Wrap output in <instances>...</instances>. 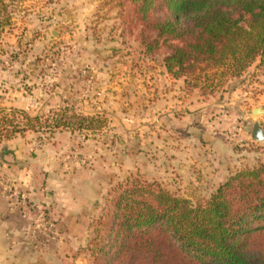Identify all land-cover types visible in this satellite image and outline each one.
I'll return each instance as SVG.
<instances>
[{
  "label": "trees",
  "instance_id": "16d2710c",
  "mask_svg": "<svg viewBox=\"0 0 264 264\" xmlns=\"http://www.w3.org/2000/svg\"><path fill=\"white\" fill-rule=\"evenodd\" d=\"M131 1L146 52L164 46L168 73L186 85L211 93L258 62L264 68V0ZM15 4L0 0V43ZM107 122L74 110L32 117L0 108V144L28 132L97 134ZM107 205L95 249L111 264H264V164L231 174L196 202L127 178Z\"/></svg>",
  "mask_w": 264,
  "mask_h": 264
},
{
  "label": "rangeland",
  "instance_id": "374dc122",
  "mask_svg": "<svg viewBox=\"0 0 264 264\" xmlns=\"http://www.w3.org/2000/svg\"><path fill=\"white\" fill-rule=\"evenodd\" d=\"M67 1L66 7L72 6L75 10L80 6L77 0ZM91 1L87 0L84 5H91ZM65 3V0H16L13 25L5 31L0 43V108L23 110L32 117L55 110H74L85 115L76 107L58 108L59 100L49 91L58 85L64 68L75 67L80 74L88 70L89 56L96 51L94 46L100 47L105 53L111 51L101 41L103 34L98 33L101 30L96 23L101 19H118L125 23L123 33L127 38L126 41L122 40L121 46L128 57V71L141 73L144 88L155 85L157 75L165 65L167 51L161 46L155 52H146L140 39L142 26L130 23L134 9L131 0H105L103 5L111 12L108 19L100 14L96 18L90 15L83 19L82 25L76 26L74 22L66 26L59 20L66 14ZM80 26L82 29L79 34L77 30ZM113 27L108 34L116 30V26ZM88 29L93 30L91 36ZM63 35H69V40H62ZM151 36L155 37L154 34ZM77 38L86 41L79 46L75 41ZM103 56L104 61H108L106 54ZM179 79L182 81L178 80L175 84L177 116L171 118L164 115L162 121L158 122L153 116V105L149 104L148 111L152 114L146 113L147 116H143L145 121L132 122L126 129L113 127L109 116L97 114L108 121L102 132L92 134L76 131L81 144L84 140L97 139L98 143H103L102 147L107 145L105 147L108 149H118L115 154L107 155L105 160L107 169H111L109 174L106 173L110 177L105 178V195L100 201L98 217L91 223V232L85 245V254L91 264H111L109 259H98L100 257L95 249L97 230L103 229L99 223L107 209V199L113 189L127 178L158 182L177 196L196 202L209 198L231 174L246 167L264 164V142L252 139L256 122L264 129V115L252 114L256 108H264V68L260 67V63L211 93L205 94L200 89L184 84L191 93V104L186 110L180 108L184 102L180 103L182 94L179 92L185 79ZM79 84L86 85L83 80ZM139 116L142 117V113ZM40 134L49 136L51 132ZM130 135L133 137L129 138ZM122 143L126 146H121ZM121 147L126 153L122 156L119 154ZM94 152L99 153L97 150ZM77 156L81 164L92 172L99 169L97 159L104 157L100 154L95 158L88 152ZM112 163L115 167H112Z\"/></svg>",
  "mask_w": 264,
  "mask_h": 264
},
{
  "label": "crops",
  "instance_id": "0c3cea01",
  "mask_svg": "<svg viewBox=\"0 0 264 264\" xmlns=\"http://www.w3.org/2000/svg\"><path fill=\"white\" fill-rule=\"evenodd\" d=\"M77 1L80 6L74 10L72 6L66 7L68 1L65 0L66 14L59 18L61 24L68 26L74 22L76 26L82 25L86 16L96 18L100 14L107 19L111 16L107 6L103 5L105 0H93L91 5H84L87 0ZM73 12L75 14L71 16ZM96 25L101 30L98 33L103 34L101 41L111 51L105 53L94 46L96 51L89 56L90 67L82 74L75 67L64 68L58 85L49 91L59 100L57 107H76L89 116L105 114L110 117V125L125 129L132 122L145 121L143 116L151 113L149 104L153 105V116L158 122L164 115L177 116L175 84L182 80L170 76L163 65L155 85L144 88L141 73L128 71V57L122 51V40L127 38L123 33L125 23L118 19H101ZM113 25L116 30L108 34L110 28H115ZM81 29L82 26L77 33L80 34ZM91 33L93 30L88 29L90 36ZM69 38V35H63L61 39L67 41ZM75 41L82 46L86 39L77 38ZM104 54L108 61H104ZM82 80L86 85L79 84ZM184 84L179 91L182 94L180 103L184 102L180 108L186 110L191 104V93ZM141 113L142 117L139 116ZM131 135L129 138L133 137ZM79 144L77 132L62 130L49 136L27 133L0 145V177L6 176L14 187L11 195L0 190V264H91L85 254V245L91 223L98 217L100 201L105 195V178L110 177L107 174L111 169H107L105 160L118 149H108L107 145L102 147L103 143H98L97 139ZM121 146L126 145L122 143ZM122 149L119 151L121 156L126 154ZM96 150L98 154L94 152ZM83 152L91 153L95 158L104 155L97 159V172L81 164L77 155ZM112 167H115L114 163ZM26 199L46 210L48 230H37L33 217L23 213Z\"/></svg>",
  "mask_w": 264,
  "mask_h": 264
},
{
  "label": "built area",
  "instance_id": "2783aa9c",
  "mask_svg": "<svg viewBox=\"0 0 264 264\" xmlns=\"http://www.w3.org/2000/svg\"><path fill=\"white\" fill-rule=\"evenodd\" d=\"M0 190L6 195L14 194L13 183L6 177H0ZM22 211L25 215H31L34 219V226L37 230H48V214L43 208H38L26 199L22 206Z\"/></svg>",
  "mask_w": 264,
  "mask_h": 264
},
{
  "label": "water",
  "instance_id": "95a60500",
  "mask_svg": "<svg viewBox=\"0 0 264 264\" xmlns=\"http://www.w3.org/2000/svg\"><path fill=\"white\" fill-rule=\"evenodd\" d=\"M252 114L253 115H258V114L264 115V108L262 107L256 108L253 110ZM252 139L255 142H264V129L259 122H256L254 124L253 131H252Z\"/></svg>",
  "mask_w": 264,
  "mask_h": 264
}]
</instances>
